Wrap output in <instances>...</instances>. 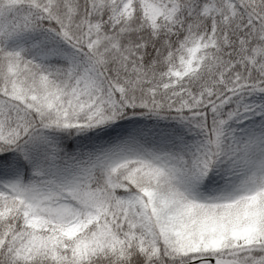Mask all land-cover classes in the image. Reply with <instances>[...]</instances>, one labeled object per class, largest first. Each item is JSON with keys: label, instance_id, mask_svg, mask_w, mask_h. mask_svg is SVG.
<instances>
[{"label": "snow or ice", "instance_id": "6c2138e0", "mask_svg": "<svg viewBox=\"0 0 264 264\" xmlns=\"http://www.w3.org/2000/svg\"><path fill=\"white\" fill-rule=\"evenodd\" d=\"M0 264H264V0H0Z\"/></svg>", "mask_w": 264, "mask_h": 264}]
</instances>
